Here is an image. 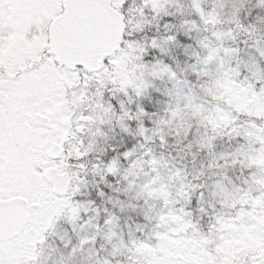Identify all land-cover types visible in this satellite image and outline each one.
<instances>
[{
    "label": "snow or ice",
    "instance_id": "6c2138e0",
    "mask_svg": "<svg viewBox=\"0 0 264 264\" xmlns=\"http://www.w3.org/2000/svg\"><path fill=\"white\" fill-rule=\"evenodd\" d=\"M248 46L264 58V0H0V264H53L62 219L79 239L57 264L86 249L89 264H264V69Z\"/></svg>",
    "mask_w": 264,
    "mask_h": 264
},
{
    "label": "trees",
    "instance_id": "16d2710c",
    "mask_svg": "<svg viewBox=\"0 0 264 264\" xmlns=\"http://www.w3.org/2000/svg\"><path fill=\"white\" fill-rule=\"evenodd\" d=\"M184 41L190 42L191 38L190 37L184 38ZM243 51L245 53L246 58L253 60V62H256L261 69H264V58L259 57V54H258V52H256L255 48L248 46V47L243 48ZM187 59H191V58L189 57ZM123 65H125V64L123 63ZM113 79H115V77H113ZM217 95H219L221 97V95L219 93H217ZM221 98H223V97H221ZM155 102L156 101L154 99L149 100V103H155ZM164 102L165 101H163V100L160 101V103H164ZM243 118L244 117H242V119ZM190 125H191V127L196 129L197 134L199 135V133L201 131L199 125L194 121H190ZM83 127L84 126L81 125V129ZM218 143H223L222 145L219 146V150H221V151H227V150H230V149L235 147V144L233 142H227L226 138L224 141H218ZM182 145H183V142L181 145L176 146L177 149H180L182 147ZM177 149L172 148L170 150L171 154L177 156V159L180 161V163H189V171H191L190 157L185 154L187 152V149L185 148L183 151H177ZM76 151H79V149L77 148ZM181 157H183V159H181ZM208 158L209 157H208L207 153H205L204 156L202 157V160H203L205 165L207 164ZM237 177H238V174H237ZM235 182L237 184H240L241 180L239 178H237L235 180ZM198 207H199V201L197 200V209H198ZM135 222H143V220L141 218L140 220H136ZM130 225H133V220H130L127 217H122V228L125 232V235H127V232L129 231ZM77 233H78L77 228L74 227L70 221H67L66 219H62L59 222L56 234L49 237V246L47 249L48 253L51 256V260H52L53 264H57V262L60 259V254L63 251L64 246L67 244V242L69 240L73 244L78 242L79 236ZM61 237H63V239H61ZM101 243H103V240L98 238V240L96 242V247L99 248ZM72 264H89V257H88L87 249L85 250L83 255L76 257L73 260Z\"/></svg>",
    "mask_w": 264,
    "mask_h": 264
},
{
    "label": "rangeland",
    "instance_id": "374dc122",
    "mask_svg": "<svg viewBox=\"0 0 264 264\" xmlns=\"http://www.w3.org/2000/svg\"><path fill=\"white\" fill-rule=\"evenodd\" d=\"M125 65H123V62H122V64H121V67H124ZM220 95H221V97H223V98H229L230 99V101L232 102V103H235V104H238L240 107H243V108H248L249 107V105H251V103H252V101L249 99L248 101H241V99H240V97L238 96V95H229V92L226 90V91H222V92H218ZM76 99H80L79 97L78 98H76ZM72 103L73 104H76V100H73L72 101ZM257 111H264V108H257L256 109ZM51 111V110H50ZM70 115V114H69ZM65 116L64 117V121L68 118V117H71V115L70 116ZM59 126L57 125V126H55V128H58ZM69 130H70V127H69V129H63L62 130V134H63V139H65L66 138V135L67 134H69ZM51 139H54V137H51V136H49V138H48V141L50 142L51 141ZM48 141H46V142H48ZM48 142V143H49ZM48 150V149H47ZM256 162L257 163H264V155H262V156H259V157H257V160H256ZM61 163H63V164H66V161H62ZM50 167H57L58 168V170L60 169V164H53V165H51ZM46 170L47 169H45V172H46ZM63 171H59V173L61 174ZM161 235H164V233H161Z\"/></svg>",
    "mask_w": 264,
    "mask_h": 264
},
{
    "label": "water",
    "instance_id": "95a60500",
    "mask_svg": "<svg viewBox=\"0 0 264 264\" xmlns=\"http://www.w3.org/2000/svg\"><path fill=\"white\" fill-rule=\"evenodd\" d=\"M56 147H59V148L61 149V151L63 150V148L60 147V145H59V146H57V145H53V146L48 150V152H53V149L56 148ZM52 171H56V172H57L58 177H59V179H60L61 181H65V182H66V181L69 180V175H68L67 171H65L63 174L60 175V174L58 173V171H57L56 168H49L45 174L50 173V172H52Z\"/></svg>",
    "mask_w": 264,
    "mask_h": 264
},
{
    "label": "flooded vegetation",
    "instance_id": "af4514ba",
    "mask_svg": "<svg viewBox=\"0 0 264 264\" xmlns=\"http://www.w3.org/2000/svg\"><path fill=\"white\" fill-rule=\"evenodd\" d=\"M58 107H60V105H58ZM36 115H43V113H36ZM71 115V114H70ZM69 115V116H70ZM71 120V117H68L66 120H65V123H68L69 121ZM55 126H57V125H53V127L55 128ZM70 127V126H69ZM42 131H44V132H47L48 130L47 129H43ZM68 135L69 134H67L66 135V138L65 139H67V137H68ZM48 141V140H47ZM49 142V141H48ZM50 143V145L51 146H53V145H57V146H59L60 145V147H63V141L62 140H58V139H56V138H54V139H51V141L49 142ZM50 146V147H51ZM66 165V164H65ZM64 172V171H63Z\"/></svg>",
    "mask_w": 264,
    "mask_h": 264
},
{
    "label": "bare ground",
    "instance_id": "6f19581e",
    "mask_svg": "<svg viewBox=\"0 0 264 264\" xmlns=\"http://www.w3.org/2000/svg\"><path fill=\"white\" fill-rule=\"evenodd\" d=\"M63 148V147H62Z\"/></svg>",
    "mask_w": 264,
    "mask_h": 264
}]
</instances>
